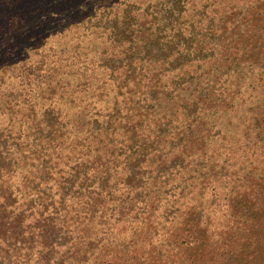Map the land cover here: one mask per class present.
<instances>
[{
    "label": "trees",
    "instance_id": "trees-1",
    "mask_svg": "<svg viewBox=\"0 0 264 264\" xmlns=\"http://www.w3.org/2000/svg\"><path fill=\"white\" fill-rule=\"evenodd\" d=\"M245 72L264 0H0V264H264Z\"/></svg>",
    "mask_w": 264,
    "mask_h": 264
},
{
    "label": "rangeland",
    "instance_id": "rangeland-1",
    "mask_svg": "<svg viewBox=\"0 0 264 264\" xmlns=\"http://www.w3.org/2000/svg\"><path fill=\"white\" fill-rule=\"evenodd\" d=\"M257 73L258 70L255 69L251 81L258 82L256 80L258 77ZM250 74L245 72L242 74V78L238 76V79L244 83L243 86H239L240 92L238 94V104L240 105L246 103L241 101L245 95L247 96L248 94L256 93L254 91H258L264 87L262 85L255 87L254 85L250 86L249 84H246V82H250ZM232 77H230V80ZM260 83L261 81L259 84ZM159 101L163 102L164 100L159 99ZM255 117H258L256 110L250 112H243L242 110L238 111V152H231L228 156L223 157V161H221L224 165L221 172L225 174L223 176L224 180L229 177L230 179L235 178L234 180L238 183V190H241L240 184L244 182L242 180H245L246 177L249 178V175H255L258 171H261L260 168H264V135L259 133V127L254 124ZM222 183L223 182H221L219 186ZM230 186V181H226L224 192H227Z\"/></svg>",
    "mask_w": 264,
    "mask_h": 264
}]
</instances>
